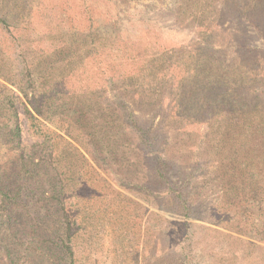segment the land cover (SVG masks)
I'll return each instance as SVG.
<instances>
[{
  "label": "rangeland",
  "instance_id": "1",
  "mask_svg": "<svg viewBox=\"0 0 264 264\" xmlns=\"http://www.w3.org/2000/svg\"><path fill=\"white\" fill-rule=\"evenodd\" d=\"M0 175V264H264V0H0Z\"/></svg>",
  "mask_w": 264,
  "mask_h": 264
},
{
  "label": "trees",
  "instance_id": "2",
  "mask_svg": "<svg viewBox=\"0 0 264 264\" xmlns=\"http://www.w3.org/2000/svg\"><path fill=\"white\" fill-rule=\"evenodd\" d=\"M9 102L11 104H13L12 100H9ZM36 110H37V113L39 114V108L36 109ZM19 130H20L19 127L16 126L15 129H14L13 137H17V139H19ZM4 189H5V187H2V176L0 175V202H3L5 197H6V192L4 191ZM59 211H60V218H62L63 224L65 226H67L65 230L68 233V229H69L68 228V224L70 223V221H69V219L67 217V214H66V211L64 210L63 205L60 207ZM66 240L68 242L67 236H66ZM64 248H65L66 253L68 254V257L70 259H72L73 253H72V249H71V247L69 245V242L64 245Z\"/></svg>",
  "mask_w": 264,
  "mask_h": 264
}]
</instances>
